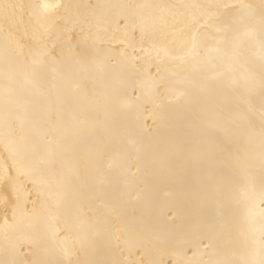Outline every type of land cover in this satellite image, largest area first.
I'll use <instances>...</instances> for the list:
<instances>
[{
  "label": "bare ground",
  "instance_id": "bare-ground-1",
  "mask_svg": "<svg viewBox=\"0 0 264 264\" xmlns=\"http://www.w3.org/2000/svg\"><path fill=\"white\" fill-rule=\"evenodd\" d=\"M0 264H264V0H0Z\"/></svg>",
  "mask_w": 264,
  "mask_h": 264
}]
</instances>
